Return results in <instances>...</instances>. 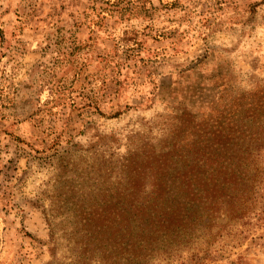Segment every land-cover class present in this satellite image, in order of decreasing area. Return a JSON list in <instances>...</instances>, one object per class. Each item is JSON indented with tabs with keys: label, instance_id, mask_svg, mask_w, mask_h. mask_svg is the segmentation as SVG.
<instances>
[{
	"label": "rangeland",
	"instance_id": "374dc122",
	"mask_svg": "<svg viewBox=\"0 0 264 264\" xmlns=\"http://www.w3.org/2000/svg\"><path fill=\"white\" fill-rule=\"evenodd\" d=\"M262 82L264 0H0V264H264V213L142 260L103 236L174 114Z\"/></svg>",
	"mask_w": 264,
	"mask_h": 264
},
{
	"label": "trees",
	"instance_id": "16d2710c",
	"mask_svg": "<svg viewBox=\"0 0 264 264\" xmlns=\"http://www.w3.org/2000/svg\"><path fill=\"white\" fill-rule=\"evenodd\" d=\"M225 91L223 84L222 94H213L219 108L209 106L213 99L201 113L172 116L146 194L103 196L105 206H118L103 210V236L118 239L114 245L140 252L142 260V252L173 239L208 234L207 221L258 220L264 213V82Z\"/></svg>",
	"mask_w": 264,
	"mask_h": 264
}]
</instances>
